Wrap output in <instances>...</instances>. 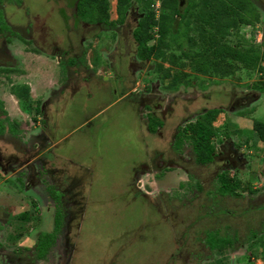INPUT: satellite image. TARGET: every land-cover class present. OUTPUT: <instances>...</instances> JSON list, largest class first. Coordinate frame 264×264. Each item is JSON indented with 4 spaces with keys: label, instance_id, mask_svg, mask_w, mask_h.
I'll list each match as a JSON object with an SVG mask.
<instances>
[{
    "label": "rangeland",
    "instance_id": "374dc122",
    "mask_svg": "<svg viewBox=\"0 0 264 264\" xmlns=\"http://www.w3.org/2000/svg\"><path fill=\"white\" fill-rule=\"evenodd\" d=\"M249 2L259 18L227 40L264 49V0ZM74 5L0 0L25 38L0 34V46L12 39L5 58L20 59L0 61V264H264V141L252 125L264 122L255 87L264 70L238 67L221 78L192 71L186 58L182 66L141 61L132 37L141 2L110 31L74 21ZM108 11L115 20L116 0ZM35 46L43 60L28 54ZM169 51L180 53L174 43ZM210 107L222 111L211 141L231 143L213 163L195 165L191 141L178 151L172 136ZM223 172L238 183L232 194L218 190ZM58 217L53 244L36 257L38 236Z\"/></svg>",
    "mask_w": 264,
    "mask_h": 264
},
{
    "label": "trees",
    "instance_id": "16d2710c",
    "mask_svg": "<svg viewBox=\"0 0 264 264\" xmlns=\"http://www.w3.org/2000/svg\"><path fill=\"white\" fill-rule=\"evenodd\" d=\"M135 1L117 0V18L111 21L109 0H77L76 16L90 23H102L112 27L124 23L127 11L135 5ZM138 1L142 3L143 14L139 15L132 37L136 43V56L140 60L152 59L157 64L169 62L171 66H182L183 62L179 60L186 58L190 60L192 71L221 78L233 75L238 67L260 72L264 70V49L254 45L244 46L239 41L232 44L227 40L240 24H250L259 18L249 0H186L184 6H181L180 0H160L158 13L152 6L156 0ZM0 25L2 29L8 28L1 18V12ZM151 40L153 42L149 43ZM172 43L180 49L179 54L169 51ZM68 63L73 65L75 60L70 59ZM165 70L164 76L169 75L170 69ZM178 77L179 74H174L171 83L177 82ZM255 87L264 91V83L256 84ZM19 89L26 91L27 86ZM13 93L19 97L17 87H13ZM219 112L221 111L217 107L209 108L198 120L188 125L189 134L186 137L191 140L194 161L197 164L213 161L215 145L211 137L215 134V129L212 122ZM252 125L258 138L264 141V122L255 120ZM184 134L186 133H181L177 138V143L183 140ZM219 182L218 190L222 194L233 193L238 185L225 172L219 175ZM55 196L60 198L59 194ZM60 228L61 218L58 217L51 232L40 233L35 244L36 257L42 258L46 255Z\"/></svg>",
    "mask_w": 264,
    "mask_h": 264
},
{
    "label": "flooded vegetation",
    "instance_id": "af4514ba",
    "mask_svg": "<svg viewBox=\"0 0 264 264\" xmlns=\"http://www.w3.org/2000/svg\"><path fill=\"white\" fill-rule=\"evenodd\" d=\"M117 1V0H116ZM76 3H77V0H75V8H74V21H80V23H84V24H88L89 26L88 27H94V26H99L101 29H108L109 31L110 30H115V29H117L118 27H119V25H123L124 23H125V21H127V16H126V19H125V21H124V23H122V24H115V26H112V27H109V26H104V24H102V23H90V22H87V21H84V20H81V19H79V18H77V16H76ZM68 4V3H67ZM66 4V5H67ZM0 12H1V18H2V20H3V22L7 25V27L8 28H4V29H2L1 28V25H0V34H3L4 32H10V33H12V34H16L15 36L16 37H18V38H21V39H25V38H23L18 32H16L13 28H12V26L11 25H9L8 23H7V21H6V19H5V16H4V13H3V11L1 10V8H0ZM117 14V13H116ZM139 18V17H138ZM109 20H111L112 21V19L110 18V16H109ZM63 22V21H62ZM66 23V22H65ZM136 23H137V21H136ZM100 24V25H99ZM83 28V27H82ZM69 30V29H68ZM11 38H6V43L7 44H9L10 42H11ZM33 42H35V40L32 38L31 39ZM3 40L1 41V46H0V54H2V56L0 57V61H3V60H7L9 63H11V64H17V65H20V59H17V58H15V57H13L12 56V53H11V51H10V53L11 54H9V56L11 57V58H5V54H7V53H5V51H9V49H8V46H7V44L5 43ZM3 46V47H2ZM69 46L71 47V44H69ZM35 47H37V46H35ZM39 48V49H38ZM37 50H39V52H46L45 51V49H42V48H40V47H37V49L36 50H34V49H31L30 51L31 52H35V53H37ZM59 51H61L57 46H55L54 47V52H59ZM3 52H4V55H3ZM76 53V52H75ZM3 56H4V58H3ZM71 59H76V58H71ZM76 60H78V59H76ZM69 61V60H68ZM68 61H67V63H68ZM142 61V60H141ZM58 62L59 63H61V60H60V58L58 57ZM76 62V61H75ZM22 63V62H21ZM69 64V63H68ZM68 64H67V66H68ZM7 65V64H6ZM74 65H75V63H74ZM1 67H3L2 66V64H1ZM0 71H1V69H0ZM1 72H3V71H1ZM68 74H71L70 73V70L68 71ZM76 75V74H75ZM86 78L87 77H85L84 79L86 80ZM258 89V88H257ZM259 90V89H258ZM123 96V95H122ZM5 97H2L1 95H0V101H4L5 99H4ZM3 103H5L6 104V102L4 101ZM5 108H6V106H5ZM210 108H216V107H210ZM209 108H207L206 109V111L208 110ZM222 112V111H221ZM203 114V113H202ZM201 114V115H202ZM201 115L198 117V119L201 117ZM198 119H196V120H198ZM89 119H86L85 121H88ZM195 120V121H196ZM194 121V122H195ZM190 123H192V122H189V124ZM159 124H164L163 122H159ZM188 124V125H189ZM188 125H184V126H181V124H179V125H177L176 126V132H175V134H174V136H172V144H173V147H174V149H176V150H178V151H180L181 149H182V146L185 144V142H186V140H189V141H191L190 140V138L189 137H186L188 134H189V129H187L188 128ZM212 125H213V122H212ZM214 127V126H213ZM11 128V127H10ZM10 128H8V127H6V130H7V134H10V136H13L14 137V135H15V133H13V130L11 129V130H9ZM154 130V129H153ZM181 133H186V134H184L183 135V140L180 142V143H177L176 142V140H177V138L181 135ZM212 137H214V135L212 136ZM213 142V144L215 145V151H214V158H213V161L215 160V158H220V157H222V156H224V151L225 150H227V148L226 147H228V144L229 143H231V142H229L227 139H226V137H222L221 139H220V142H219V144H218V148H217V146H216V144H215V142L214 141H212ZM178 144V145H177ZM19 145V147H21L20 146V144H18ZM18 145L17 144H15V145H13L12 147H10V148H12V150L13 151H15L16 149H17V147H18ZM226 146V147H225ZM221 147H225V148H221ZM190 148H191V143H190ZM220 149V150H219ZM191 150H192V148H191ZM15 156V155H14ZM14 156H9V158L7 159V161L5 162V163H7V164H10L9 165V168L12 166L13 167V163H11V162H14L13 161V157ZM15 159V158H14ZM213 161H211L210 163H213ZM193 162H194V164L195 165H200V164H197L194 160H193ZM2 162H0V164H1ZM207 164H209V163H207ZM2 165V164H1ZM202 165H206V164H202ZM54 191V194L56 195H58L59 194V197H61L62 195H61V192H60V189L59 188H56V189H54L53 190ZM227 194H232V193H227ZM223 195H226V193L225 194H223Z\"/></svg>",
    "mask_w": 264,
    "mask_h": 264
},
{
    "label": "crops",
    "instance_id": "0c3cea01",
    "mask_svg": "<svg viewBox=\"0 0 264 264\" xmlns=\"http://www.w3.org/2000/svg\"><path fill=\"white\" fill-rule=\"evenodd\" d=\"M28 54H30V55H32L33 57H35L34 59H36V60H43L44 58H42V53H35V52H28ZM46 60V59H45ZM39 64V63H38ZM38 64H35V67H36V65H38ZM24 67H23V69H25V70H27L28 68H27V64H24L23 65ZM34 69H36L37 70V67L36 68H34ZM26 75H29V74H26ZM32 75H33V73H32ZM228 77V76H227ZM31 78H33V77H31ZM45 78V77H44ZM224 78V77H223ZM24 82H27V79L26 80H24ZM26 84H28V83H26ZM259 91V90H258ZM259 92H262V91H259ZM264 92V91H263ZM13 97H15L14 95H13ZM255 103L254 102H252L251 103V105H254Z\"/></svg>",
    "mask_w": 264,
    "mask_h": 264
},
{
    "label": "built area",
    "instance_id": "2783aa9c",
    "mask_svg": "<svg viewBox=\"0 0 264 264\" xmlns=\"http://www.w3.org/2000/svg\"><path fill=\"white\" fill-rule=\"evenodd\" d=\"M156 12H159V7H160V0H156L155 3L153 4Z\"/></svg>",
    "mask_w": 264,
    "mask_h": 264
}]
</instances>
